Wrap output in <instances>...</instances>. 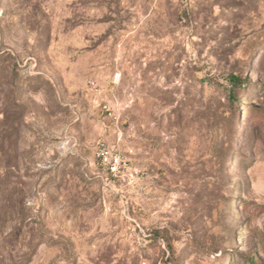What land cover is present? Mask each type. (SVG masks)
Listing matches in <instances>:
<instances>
[{
    "label": "rangeland",
    "instance_id": "rangeland-1",
    "mask_svg": "<svg viewBox=\"0 0 264 264\" xmlns=\"http://www.w3.org/2000/svg\"><path fill=\"white\" fill-rule=\"evenodd\" d=\"M0 264H264V0H0Z\"/></svg>",
    "mask_w": 264,
    "mask_h": 264
},
{
    "label": "built area",
    "instance_id": "built-area-1",
    "mask_svg": "<svg viewBox=\"0 0 264 264\" xmlns=\"http://www.w3.org/2000/svg\"><path fill=\"white\" fill-rule=\"evenodd\" d=\"M98 158L101 165L106 167L107 173L111 176H117L120 170L125 168V162L119 155H112L110 151L102 147L99 150Z\"/></svg>",
    "mask_w": 264,
    "mask_h": 264
}]
</instances>
